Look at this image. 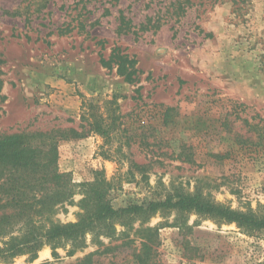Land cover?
Here are the masks:
<instances>
[{
	"label": "rangeland",
	"instance_id": "374dc122",
	"mask_svg": "<svg viewBox=\"0 0 264 264\" xmlns=\"http://www.w3.org/2000/svg\"><path fill=\"white\" fill-rule=\"evenodd\" d=\"M116 49L134 82L103 65ZM83 99L113 125L109 141L71 139ZM261 119L264 0H0V135H70L58 147L75 193L63 224L102 181L116 210L190 196L264 216V143L244 122ZM147 240L149 264H264V231L163 206L88 234L73 256L46 245L10 264H141Z\"/></svg>",
	"mask_w": 264,
	"mask_h": 264
},
{
	"label": "trees",
	"instance_id": "16d2710c",
	"mask_svg": "<svg viewBox=\"0 0 264 264\" xmlns=\"http://www.w3.org/2000/svg\"><path fill=\"white\" fill-rule=\"evenodd\" d=\"M112 61L117 62L118 72L127 82H134L137 74L134 60L120 55L116 49L110 61L102 59L103 65ZM82 106L81 131L70 130L71 139H80L94 132L109 141L114 128L100 113V108L86 99H83ZM244 122L258 133L263 144L264 120L254 124L248 120ZM69 137L66 133L54 131L0 135V263L10 264L24 255L34 261L46 245L56 250V245L65 243H70L72 248L68 254L73 256L83 246L88 234L110 229L116 220L148 219L159 206L207 214L236 223L248 232L264 231V216L233 211L199 197L179 196L163 203L131 204L116 210L110 203L105 181H102L104 188H98V182L84 185L89 190L80 202L83 212L79 214L78 222L63 224L54 219L55 215L59 207L73 202L75 193L70 174L59 168L58 147ZM105 152L107 158L112 157L110 149ZM152 249L148 240L142 244V251L137 256L141 264H149L147 255ZM75 264H92V255Z\"/></svg>",
	"mask_w": 264,
	"mask_h": 264
},
{
	"label": "crops",
	"instance_id": "0c3cea01",
	"mask_svg": "<svg viewBox=\"0 0 264 264\" xmlns=\"http://www.w3.org/2000/svg\"><path fill=\"white\" fill-rule=\"evenodd\" d=\"M67 148H68V145L67 146L66 145L63 146L64 150H67Z\"/></svg>",
	"mask_w": 264,
	"mask_h": 264
}]
</instances>
